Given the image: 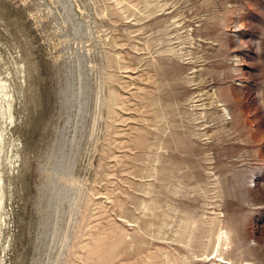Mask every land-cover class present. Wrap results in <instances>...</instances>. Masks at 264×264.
<instances>
[{
  "label": "rangeland",
  "instance_id": "rangeland-1",
  "mask_svg": "<svg viewBox=\"0 0 264 264\" xmlns=\"http://www.w3.org/2000/svg\"><path fill=\"white\" fill-rule=\"evenodd\" d=\"M0 106V264H264V0H0Z\"/></svg>",
  "mask_w": 264,
  "mask_h": 264
},
{
  "label": "bare ground",
  "instance_id": "bare-ground-1",
  "mask_svg": "<svg viewBox=\"0 0 264 264\" xmlns=\"http://www.w3.org/2000/svg\"><path fill=\"white\" fill-rule=\"evenodd\" d=\"M234 37H235V36H234ZM235 39H236V37H235ZM249 102H250V100H249ZM248 107H249V105L246 104V106H245V110H246V111L248 110ZM244 112H245V111H244ZM246 114H247V113H246ZM2 125H3V122H2V111H1V106H0V135H1Z\"/></svg>",
  "mask_w": 264,
  "mask_h": 264
}]
</instances>
